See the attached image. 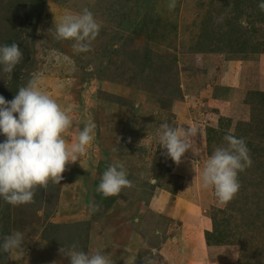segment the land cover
<instances>
[{
  "label": "rangeland",
  "instance_id": "rangeland-1",
  "mask_svg": "<svg viewBox=\"0 0 264 264\" xmlns=\"http://www.w3.org/2000/svg\"><path fill=\"white\" fill-rule=\"evenodd\" d=\"M170 2L0 0V45L15 41L23 53L12 73L0 70V95L12 100L38 78L71 109L62 134L69 146L85 124L96 125L60 184L37 188L34 203L0 199V243L16 231L25 237L10 258L0 251V264H69L58 250L73 243L116 264H264V51L236 52L235 33L216 40L229 22L263 25L261 0H176L174 10ZM84 8L101 28L90 51L78 52L75 41L57 39L56 27ZM240 36H249L248 47L259 41ZM162 124L198 129L179 165L159 145ZM229 133L245 140L252 164L222 204L200 173ZM113 163L133 186L106 198L96 189Z\"/></svg>",
  "mask_w": 264,
  "mask_h": 264
},
{
  "label": "clouds",
  "instance_id": "clouds-1",
  "mask_svg": "<svg viewBox=\"0 0 264 264\" xmlns=\"http://www.w3.org/2000/svg\"><path fill=\"white\" fill-rule=\"evenodd\" d=\"M176 6V0L168 4L169 10ZM258 7L264 11V0ZM100 28L94 14L84 8L79 14L65 15L56 27V36L60 40L75 41L73 47L78 52H87ZM22 59L23 53L17 42L0 45V70L3 72L12 73ZM70 111L42 91L36 77L20 87L12 100L0 95V135L5 137L0 142V199L13 206L34 203L37 188L46 189L50 181L60 184L66 165L80 161L94 139L92 133L96 125L85 124L77 141L69 146L62 134L72 125ZM160 128L159 145L179 165L191 148L189 136L195 135L198 129L169 124H162ZM224 141L226 144L216 147L205 161L200 180L203 188L211 187L218 201L227 204L241 187L239 173L250 167L252 160L243 138L229 133L224 136ZM132 186L125 166L113 163L102 174L96 191L107 198ZM89 208L96 212L99 205L90 204ZM2 240L0 251L10 258L14 249L23 246L25 237L24 233L16 231L3 236ZM58 251L69 258V264H116L103 251L79 250L75 243L70 248L63 245Z\"/></svg>",
  "mask_w": 264,
  "mask_h": 264
},
{
  "label": "trees",
  "instance_id": "trees-1",
  "mask_svg": "<svg viewBox=\"0 0 264 264\" xmlns=\"http://www.w3.org/2000/svg\"><path fill=\"white\" fill-rule=\"evenodd\" d=\"M31 8L36 9L38 12L42 11L41 7L36 8L34 4L32 5ZM260 13H261V10H260ZM220 29H223V27H221ZM224 29H225V36L223 38H217L216 40L223 41L227 38V36H230V33H235L236 41L234 42V44H237V46H239L235 49L236 52L256 53L258 51H264V24L259 25V26H256L255 24H251V25H248L247 27H244V26L236 25L235 23L229 22L227 26L224 27ZM243 32H246V34L258 36L259 41L253 44L251 47H248L247 39L249 36L240 38L241 37L240 35ZM207 43L209 46L213 48L217 47V45L215 44V40H211L210 38H208ZM220 49L227 50V48H224V47L223 48L220 47Z\"/></svg>",
  "mask_w": 264,
  "mask_h": 264
},
{
  "label": "crops",
  "instance_id": "crops-1",
  "mask_svg": "<svg viewBox=\"0 0 264 264\" xmlns=\"http://www.w3.org/2000/svg\"><path fill=\"white\" fill-rule=\"evenodd\" d=\"M182 220L184 221V222H187L188 224L189 223H195L196 221L194 220V217L192 216V215H186V216H184L183 218H182ZM189 226L191 227V229H193L194 228V226H195V224H189ZM205 264H211V262H206Z\"/></svg>",
  "mask_w": 264,
  "mask_h": 264
}]
</instances>
